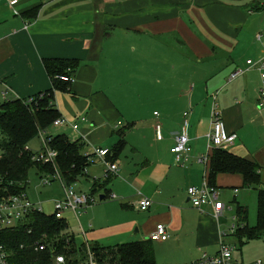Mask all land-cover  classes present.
<instances>
[{
    "label": "crops",
    "instance_id": "obj_1",
    "mask_svg": "<svg viewBox=\"0 0 264 264\" xmlns=\"http://www.w3.org/2000/svg\"><path fill=\"white\" fill-rule=\"evenodd\" d=\"M11 1L16 3L10 5ZM263 10L255 0H0V105L29 101L51 90L44 61L77 62L71 75L74 82L67 92H54L53 105L60 118L86 119L76 131L69 126L61 131L76 132L84 145L83 155L91 159L87 172L99 167L97 184L107 178L95 150L112 151L119 141L125 143L113 162L117 175L108 183L114 185L122 206L138 216L115 227L113 236L125 239L135 228L127 243L149 240L156 225L162 224L169 238L160 244H180L189 235L205 247L217 243L218 237L220 242V219L211 207L201 211L192 207L186 190L200 186L205 178L206 169L198 158L207 150L209 97L216 92L227 132L237 137L229 152L258 165L259 188L264 189L260 72L246 65L264 63V26L255 25V12ZM252 33L261 44H253L255 51L247 50L245 57L236 53L241 40ZM197 61L200 65L205 61L203 69L197 70ZM238 69L244 74L230 82ZM121 76L123 87L117 86L122 84ZM150 87H155L157 109H148L144 116L142 106L129 96ZM186 112L185 132L192 151L181 166L170 149L183 129ZM157 123L162 126L161 142L155 140ZM108 183L99 191L115 195ZM225 184L236 195L242 180L219 175L216 190ZM143 198L152 206L141 212L137 203ZM225 207L223 216L230 211ZM84 233L80 235L88 243Z\"/></svg>",
    "mask_w": 264,
    "mask_h": 264
},
{
    "label": "trees",
    "instance_id": "obj_2",
    "mask_svg": "<svg viewBox=\"0 0 264 264\" xmlns=\"http://www.w3.org/2000/svg\"><path fill=\"white\" fill-rule=\"evenodd\" d=\"M78 66L74 61H44V68L51 79L52 88L44 95H39L29 101L12 100L0 105V138L3 149L1 163L2 173L7 180L14 184L27 186L29 170L35 169L38 174L48 175L53 168L43 166L32 161L33 153L25 150L26 145L37 137L39 132H45L53 122L60 118L53 105L54 92H67L72 84L60 81L62 76L71 77ZM49 147L57 153L56 165L58 173L66 185L76 183L86 172L90 156L83 155L84 145L77 140L70 142L63 135L47 136ZM125 143L119 141L106 156V161L113 163L121 154ZM205 180L212 188L216 187L219 175H237L241 177L242 187L254 189L257 192V218L253 228H248L247 209L237 206L236 230L232 235L249 239H260L264 234V189H260L261 177L257 164L236 156L229 151L213 149L208 153V163L205 167ZM112 178L108 177L102 184H97L92 191L97 192L104 183ZM19 185V186H20ZM22 189L16 185V190ZM104 199L107 198L105 193ZM29 230V232H28ZM66 220H57L53 215L33 214L30 221L22 227L4 234L6 245L12 251V261L21 264H51L47 253L35 252L34 244L46 236L54 245L59 246L60 252L69 255L65 247L68 243L70 251H75L74 236L66 231ZM20 246H23L21 249ZM97 246V245H94ZM65 247V248H64ZM92 253L97 264H157L153 242L144 240L121 244L115 247H94Z\"/></svg>",
    "mask_w": 264,
    "mask_h": 264
},
{
    "label": "built area",
    "instance_id": "obj_3",
    "mask_svg": "<svg viewBox=\"0 0 264 264\" xmlns=\"http://www.w3.org/2000/svg\"><path fill=\"white\" fill-rule=\"evenodd\" d=\"M255 2L260 7L264 8V0H255ZM15 3L16 1H11L10 5H14ZM257 37L259 40L261 39L260 36ZM246 65L248 69L254 68L260 72L261 88L259 90L258 107L264 108V63L262 61H247ZM242 74H244V71L240 69L236 70L230 75L229 81H234ZM58 79L62 82L70 84L74 82L72 77L67 76H62ZM188 115V112L183 114V129L180 133L174 136V146L170 149V153L174 155L176 162L181 166L189 160L192 151L189 144L190 140L185 132L188 127ZM154 116L157 117L158 114L154 113ZM79 122H86V119L84 117H79L77 120L71 122L64 118H58L53 122V127L69 126L76 131L78 130ZM154 132L155 140L157 142H161L163 140L161 124H155ZM38 135L40 137V150L33 154L32 161L37 164L53 168L52 173L48 175L38 174L41 180L40 185L41 187H47L52 186V183L56 182L62 192V197L60 199L52 200L54 210L53 216L57 220H65L64 214L66 212H70L79 223V211L84 210L88 208L89 205L95 203L93 200L94 198L93 196L85 193H76L71 189V186L66 185L64 179L55 168L57 153L49 147V141L46 136L43 135V132H39ZM205 138L207 149L206 153L198 158V163L202 164L204 167H206L208 163V153L210 151L213 149L229 151L237 139L236 135L227 132L225 123L218 112L215 96L212 100L210 129ZM25 150L30 151L28 148H25ZM108 154V149L95 150V155L105 162L107 169L105 178H113L117 175L118 168L115 164L106 162L105 159ZM2 160L3 149L2 142H0V264H21L12 261V251L6 245L3 236L11 230L25 226L30 221L33 214H46L42 212L36 203L30 200L26 188L24 187L25 184H14L7 180L6 176L2 173ZM16 185L22 189L16 190ZM186 194L188 201L195 209L201 211L205 207H211L214 217L217 220L223 216V211L226 207L219 201L218 191L215 188L210 187L205 178L200 186L188 187ZM109 197L112 199L115 198L114 195H109ZM151 206L152 202L147 198H143L137 203V209L141 212L147 211ZM235 230L236 225L232 224L231 235L235 232ZM80 234L83 237L85 235L81 227ZM168 238L167 229L162 224L156 225L154 232L149 236L150 241L157 243L165 242ZM68 246L69 245L67 243L65 247L70 252L69 255L60 252L58 245H54L47 239L46 236H43L40 240H38V242H35L34 249L37 253H47L51 264H97L90 247H86V250L83 251V258L81 260L77 254V250L75 249V251L72 252ZM20 248L22 249L23 246H20ZM234 250V246L225 243L221 237L217 253L214 255H207L204 253L198 260L188 264H238L233 256ZM251 264H264V262L257 261Z\"/></svg>",
    "mask_w": 264,
    "mask_h": 264
},
{
    "label": "rangeland",
    "instance_id": "obj_4",
    "mask_svg": "<svg viewBox=\"0 0 264 264\" xmlns=\"http://www.w3.org/2000/svg\"><path fill=\"white\" fill-rule=\"evenodd\" d=\"M255 25L264 26V10L255 12ZM260 31L262 30L260 29ZM255 37L256 34L253 35L252 33L250 34L248 39H242V46L239 48V50L236 51V53H244L245 57V52H247V50L255 51V46H253V44H261L260 42H257L255 40ZM215 51L217 53H222L218 48H216ZM244 61L245 58L243 62ZM204 63L205 61H203L200 65L197 61V70L199 68L203 69ZM118 79L122 84H117V86L123 87L124 76H121ZM196 79L198 80V77H196ZM122 94H124V92ZM130 94L132 97L129 96V99L133 100L135 104H140V106H142L140 110L141 113L144 112V116H146V111L148 109H157L155 87L148 88L146 92H131ZM217 95L218 93L216 92L211 95V97H209L210 104L213 100V97L215 96V98H217ZM62 128L63 127H53L52 125L48 129H46L45 132H43V135L46 137L63 135L70 142H75L79 139L76 132L71 130H67V132L63 134L61 131ZM173 134L176 133L173 132ZM26 146L33 154L37 153L40 150L39 135L37 137H34ZM126 159L127 161H130L131 157L126 156ZM99 161L104 167H106L103 160ZM91 163L96 162L95 160H93ZM92 168H97L98 170H89L88 172L86 170V173H84L76 183L71 185V189L73 191H75L76 193L80 192L88 195L92 194L95 185H97V182L94 181V179H98V176L100 175L99 167L97 165L92 166ZM106 170L104 171V175ZM27 181L28 184L26 186V191L30 200L36 203L44 214L48 216L53 215L54 210L52 200H58L62 197V192L60 191L58 184L54 182L52 183V186L41 187L40 176H38V172L35 169L29 170ZM123 183L127 185L125 182ZM104 185H106V183H104ZM227 186V184L223 185L218 191L220 195V202L230 208V211L227 210L224 216L220 218L218 223L220 225L222 240H224L225 243L234 246L235 250L233 256L238 264H251L257 261L264 262V234L258 240L249 239L247 237H243L241 238V240H239L237 236L231 235V226L232 224H236L234 217L236 215L237 206H244L247 209L248 228L251 229L255 226L257 218L256 192L253 189H242L241 186L238 193L235 195L234 190L230 189ZM113 187L114 185L108 188L111 190V193L115 194L114 199L110 198L107 194V198L102 202H99V196L105 195V193H101V191L99 190L93 193V200L95 201V203L89 205L88 208L79 211V223L70 212H66L64 214V219L68 224V230L66 232L74 236V246L81 260L83 258V251L86 250V247H90L91 249L98 246L112 248L127 243L132 239L131 236H133L135 228L133 229V231L128 233L129 238L126 236L125 239H122L123 237H119V235L113 236L114 234H112L115 227L127 223L133 217L138 216V214L134 213L132 210L127 211L122 206L120 195H118L116 190H113ZM130 191L132 192L131 189ZM184 205L190 208V206H188L187 204ZM80 227H82L84 232H86L88 239L87 244L83 237L80 235ZM187 239L189 240L183 241L180 244H176L173 242L160 244L154 242L153 250L157 264H188L198 260L203 253L213 254L216 250L218 251L219 237L217 243H210V245H207L206 247L199 244L196 238H192L191 235H189ZM134 241H136V239H133V241L131 242ZM95 244L97 246H94Z\"/></svg>",
    "mask_w": 264,
    "mask_h": 264
},
{
    "label": "water",
    "instance_id": "obj_5",
    "mask_svg": "<svg viewBox=\"0 0 264 264\" xmlns=\"http://www.w3.org/2000/svg\"><path fill=\"white\" fill-rule=\"evenodd\" d=\"M103 200H104V196L103 195L99 196V202H102Z\"/></svg>",
    "mask_w": 264,
    "mask_h": 264
},
{
    "label": "bare ground",
    "instance_id": "obj_6",
    "mask_svg": "<svg viewBox=\"0 0 264 264\" xmlns=\"http://www.w3.org/2000/svg\"><path fill=\"white\" fill-rule=\"evenodd\" d=\"M53 125V124H52ZM110 164H113V163H110ZM26 188V187H25Z\"/></svg>",
    "mask_w": 264,
    "mask_h": 264
}]
</instances>
